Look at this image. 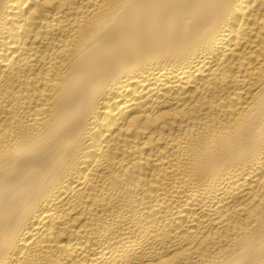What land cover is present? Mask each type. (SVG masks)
Returning a JSON list of instances; mask_svg holds the SVG:
<instances>
[{
  "label": "bare ground",
  "instance_id": "obj_1",
  "mask_svg": "<svg viewBox=\"0 0 264 264\" xmlns=\"http://www.w3.org/2000/svg\"><path fill=\"white\" fill-rule=\"evenodd\" d=\"M0 264H264V0H0Z\"/></svg>",
  "mask_w": 264,
  "mask_h": 264
}]
</instances>
